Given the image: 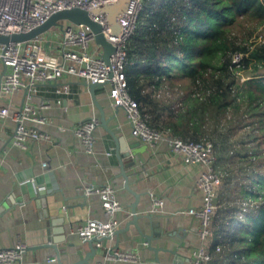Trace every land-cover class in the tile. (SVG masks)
<instances>
[{
  "label": "crops",
  "instance_id": "obj_1",
  "mask_svg": "<svg viewBox=\"0 0 264 264\" xmlns=\"http://www.w3.org/2000/svg\"><path fill=\"white\" fill-rule=\"evenodd\" d=\"M4 71L0 61V89ZM65 86L69 87V93H65ZM110 88L108 82L95 89L109 128L123 138L125 144H147L133 135L125 109L115 106L109 96ZM25 94L24 89L9 95L0 90V104L10 103V115L0 119V248L12 246L18 239L25 241L28 248L22 264H60L51 243L61 248L64 263L88 258L89 263L81 264H138L105 262L103 250L95 242L96 252L88 256L89 243L73 231L89 218H105L100 197L82 193L78 185L110 181L116 187L123 208L117 212L121 222L117 234L105 238L103 243L137 252L143 261L141 264H188L193 250L207 243L199 236V217L188 212L191 207L200 208L203 204L204 193L196 180L204 166L185 163L167 139H161L154 146L147 144L145 150L134 156L135 164L127 167L131 188L141 193L137 212L149 213L161 227V236L152 240V246L163 247L158 251L160 260L157 261L155 250L137 226L128 225L133 217L131 204L136 197L124 186L113 134L99 124L95 129V151L90 153L74 132L81 122L94 116L100 118L101 114L86 80L64 75L39 84L31 101L39 105L42 100H52L51 106L40 110L48 121L36 124L49 133L50 139H30L26 147H21L13 143L17 123L12 113L22 106ZM57 99H62V103L56 102ZM28 183L36 190V197L41 195L45 203L38 205L40 198L32 197L29 188L23 190L22 186ZM152 195L164 200L163 206L155 212L150 210ZM149 231L144 229V232ZM61 237L63 240L55 242V238ZM68 249L74 251L73 258L65 255Z\"/></svg>",
  "mask_w": 264,
  "mask_h": 264
},
{
  "label": "trees",
  "instance_id": "obj_2",
  "mask_svg": "<svg viewBox=\"0 0 264 264\" xmlns=\"http://www.w3.org/2000/svg\"><path fill=\"white\" fill-rule=\"evenodd\" d=\"M259 28L264 0H144L125 46L129 92L143 118L172 136L211 140L225 173L207 264H264V34L252 40ZM241 69L251 73L242 83ZM242 126L246 135L235 137Z\"/></svg>",
  "mask_w": 264,
  "mask_h": 264
},
{
  "label": "built area",
  "instance_id": "obj_3",
  "mask_svg": "<svg viewBox=\"0 0 264 264\" xmlns=\"http://www.w3.org/2000/svg\"><path fill=\"white\" fill-rule=\"evenodd\" d=\"M112 0H0V34L10 35L28 32L45 22L54 12L72 7L89 10L90 15L103 25L104 32L110 36L111 25L106 12L95 13L91 8ZM144 0H129L128 6L120 17L121 30L117 36V47L111 54L110 63L101 56L102 46L95 41L94 31L86 24L65 21L53 30L39 34L25 41L0 42V61L5 67L1 78V92L9 95L15 90L24 89L25 101L12 113L17 125L13 133V143L26 147L28 140L50 139L48 132L36 124L45 123L48 117L40 112L52 104L51 99L33 104L31 98L41 83L57 80L64 75H75L88 82H106L111 88L109 96L115 106L123 107L132 127V133L147 144L154 146L158 140L167 139L172 150L181 155L187 164L200 163L204 169L200 172L196 184L203 190V204L200 208L191 207L188 212L199 217V236L203 243L192 252L188 264H207L212 254L209 243L212 236V220L218 208L219 187L223 184L225 173L216 167L217 154L211 140L185 139L163 132L142 116L140 104L129 92L126 75V43L139 24V14ZM95 46H94V45ZM243 54L236 52L233 63L241 66ZM112 76L110 77V73ZM65 93L69 87L65 86ZM56 102L62 103V99ZM10 115V103L0 104V119ZM27 121L32 122L28 124ZM100 124L98 117H91L79 124L74 132L81 140L85 150L95 151V129ZM47 162H44L46 164ZM78 190L86 195H98L101 199L105 218H89L73 229L81 239L111 238L121 222L117 212L123 208L117 196L114 184L78 185ZM161 197L152 195L151 211L163 206ZM103 240H95L96 246L103 250L104 261H124L141 264L137 252L124 250L118 246L106 245ZM28 244L18 239L16 244L0 248V264H22ZM220 250V246H217ZM54 258H52L53 260Z\"/></svg>",
  "mask_w": 264,
  "mask_h": 264
},
{
  "label": "water",
  "instance_id": "obj_4",
  "mask_svg": "<svg viewBox=\"0 0 264 264\" xmlns=\"http://www.w3.org/2000/svg\"><path fill=\"white\" fill-rule=\"evenodd\" d=\"M128 3L129 0H112L91 8L92 10H94L95 13L98 12L107 13L111 25L110 36H108L104 32L102 23L91 17L89 10L82 7H72L54 12L45 22H43L42 24H40L39 26L35 27L34 29L28 32L13 33L10 35L0 34V42L8 43L9 41H25L48 31L50 28L54 26L61 27L63 26L65 21H71L75 24H86L94 31L96 43L102 46L101 56L107 63H110V57L117 47V36L119 35L121 30L120 17L127 8ZM111 76H112V72L110 73V77ZM108 82L109 80H107L106 82L86 81V84L90 88L94 103L98 106V108H100L101 111L99 118L100 125L106 128L110 133H112L116 140V144H117L116 154L120 161L121 175H123L125 178L124 186L126 189L132 192L136 197V200L131 204L133 217L128 222V225L135 224L137 226L140 233L146 238L148 245L155 250L156 260L159 261L160 259H159L158 251L159 249H163V247L152 246V240L161 236L160 224L158 221L154 220L153 216L150 215L149 213L139 214L137 212V203H138L137 201L139 200L141 193L131 188L129 181V173L127 172V167L135 164L134 156L140 150H145L147 144H144L143 146L140 145V142H132L125 144L124 139L121 137H117L114 131L111 130V128H109L108 119L106 117L105 110L101 106L95 93V89L97 86L106 84ZM37 180L39 181V179ZM22 188L24 191L26 190V188H29L31 192V196L36 197L37 195V193H35L36 190H34V188L30 183L23 185ZM36 198L37 199L40 198V200H37L38 205H40L42 201L44 203L46 202V200H41V195ZM44 212L47 213V209H45ZM144 229H149L150 231L144 232ZM117 231L115 234H117ZM61 240H63V237L55 238V242H59ZM95 240H103V238H92L87 240L91 251L90 253H88V256L96 252V248L94 246ZM50 245H52L55 248L56 253L58 255V258L56 259L60 260V264H81L82 262L89 263L88 258H85L84 260H73L71 262L64 263L62 262L63 256H62L61 248H59L55 243H51ZM65 255H67L69 258H73L74 251L71 249H68L67 251L65 250Z\"/></svg>",
  "mask_w": 264,
  "mask_h": 264
},
{
  "label": "rangeland",
  "instance_id": "obj_5",
  "mask_svg": "<svg viewBox=\"0 0 264 264\" xmlns=\"http://www.w3.org/2000/svg\"><path fill=\"white\" fill-rule=\"evenodd\" d=\"M59 27L56 26L53 28V30L58 31ZM256 34H258V36H256ZM264 34V29L263 28H259L257 33H255L252 36V40H260L263 37ZM251 73L249 72V69H241L239 71V75H238V81L240 83L244 82L247 78H249V75ZM248 128L246 126H242L241 128H239L238 130H236V136L235 137H242L245 136L247 133Z\"/></svg>",
  "mask_w": 264,
  "mask_h": 264
}]
</instances>
